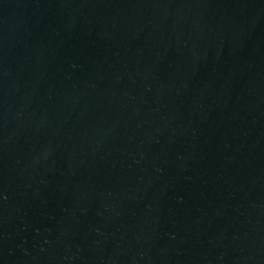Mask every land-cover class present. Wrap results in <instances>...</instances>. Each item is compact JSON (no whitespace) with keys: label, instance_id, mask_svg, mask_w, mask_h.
Wrapping results in <instances>:
<instances>
[{"label":"water","instance_id":"water-1","mask_svg":"<svg viewBox=\"0 0 264 264\" xmlns=\"http://www.w3.org/2000/svg\"><path fill=\"white\" fill-rule=\"evenodd\" d=\"M0 264H264V0H0Z\"/></svg>","mask_w":264,"mask_h":264}]
</instances>
